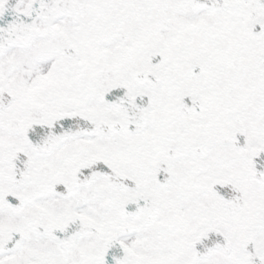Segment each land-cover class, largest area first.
<instances>
[{"label": "snow or ice", "instance_id": "obj_1", "mask_svg": "<svg viewBox=\"0 0 264 264\" xmlns=\"http://www.w3.org/2000/svg\"><path fill=\"white\" fill-rule=\"evenodd\" d=\"M0 264H264V0H0Z\"/></svg>", "mask_w": 264, "mask_h": 264}]
</instances>
